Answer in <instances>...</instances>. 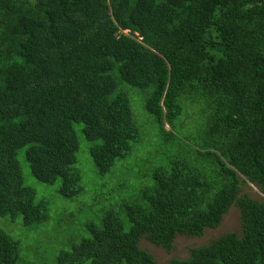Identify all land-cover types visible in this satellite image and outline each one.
<instances>
[{
	"label": "trees",
	"instance_id": "16d2710c",
	"mask_svg": "<svg viewBox=\"0 0 264 264\" xmlns=\"http://www.w3.org/2000/svg\"><path fill=\"white\" fill-rule=\"evenodd\" d=\"M128 87L146 97L151 142L168 155L136 201L98 209L58 264H159L141 238L170 249L178 234L218 228L232 205L240 233L168 264H264V196L241 194L246 181L264 195V0H0V217L49 218L19 156L36 180L84 201L72 200L86 191L74 123L99 187L126 169L147 140ZM20 251L0 226V264Z\"/></svg>",
	"mask_w": 264,
	"mask_h": 264
},
{
	"label": "rangeland",
	"instance_id": "374dc122",
	"mask_svg": "<svg viewBox=\"0 0 264 264\" xmlns=\"http://www.w3.org/2000/svg\"><path fill=\"white\" fill-rule=\"evenodd\" d=\"M126 90L130 98L134 122L140 131V136L147 140L139 141L141 152L132 157L125 170L104 175L101 181L106 182V185L99 187L100 176L89 154L90 142L82 132V123H74L79 141L77 161L74 166L81 175V183L86 187V191L72 200L84 201L72 202L62 198L57 192L59 181L52 185L39 182L33 177L23 158L18 157L23 170L24 184L35 190L37 199L45 200L49 218L41 226H27L23 223L21 215H17L14 219L9 216L0 217V226L20 242L21 258L17 264H58L56 258L60 251L69 249L82 236L89 235L85 228L86 223L100 221L102 216H94L98 209L104 213L112 203L116 207L123 200L136 201L140 190L153 184L151 169L162 163L168 151L160 149L157 144L151 142L159 129L154 123L153 116L145 109L146 97H143L138 89L128 87ZM166 129L169 130L170 127L166 125ZM111 177H113L112 181L107 184ZM241 189V194H248L255 199L260 200L264 196L256 186L246 181L241 184ZM125 194L127 198L121 200L119 197ZM228 231L240 233V213L236 205L229 208L218 228L205 229L201 237L178 234L167 250L145 238L140 239V246L153 254L159 264H168L171 258H185L189 255L190 248L198 247L220 233Z\"/></svg>",
	"mask_w": 264,
	"mask_h": 264
}]
</instances>
